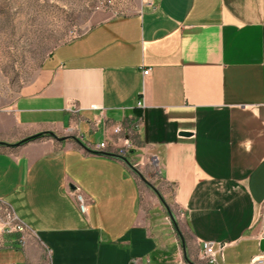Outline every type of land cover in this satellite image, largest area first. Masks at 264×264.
<instances>
[{"label":"crops","instance_id":"1","mask_svg":"<svg viewBox=\"0 0 264 264\" xmlns=\"http://www.w3.org/2000/svg\"><path fill=\"white\" fill-rule=\"evenodd\" d=\"M124 119L140 168L93 149L120 144ZM1 142L0 199L28 237L8 236L0 264H202L204 241L225 244L218 264H250L264 255V0H143L98 22L0 112Z\"/></svg>","mask_w":264,"mask_h":264},{"label":"rangeland","instance_id":"2","mask_svg":"<svg viewBox=\"0 0 264 264\" xmlns=\"http://www.w3.org/2000/svg\"><path fill=\"white\" fill-rule=\"evenodd\" d=\"M142 1L113 0L112 5L102 6L101 0H0V112L33 82L56 46L106 18L135 11ZM133 140L135 143V136ZM129 159L140 168L137 156ZM148 165L154 173L153 158Z\"/></svg>","mask_w":264,"mask_h":264},{"label":"built area","instance_id":"3","mask_svg":"<svg viewBox=\"0 0 264 264\" xmlns=\"http://www.w3.org/2000/svg\"><path fill=\"white\" fill-rule=\"evenodd\" d=\"M102 6H110L113 4V0H101ZM150 73V69L144 71L145 75ZM141 104V103H139ZM135 125L132 123L126 124L123 122L115 123L111 126L112 133L119 137L118 141L109 139L103 140L96 144L93 149L96 152L105 151L107 153H113L118 157L129 159L132 154V150L135 148V143L133 140ZM108 134V129L106 130V136ZM153 162L157 165V160L153 158ZM71 194L82 213L87 212L89 199L85 193L79 188L74 187L71 190ZM16 235V241L24 246L28 237L27 225L19 218L14 209L5 201L0 199V249L4 248L8 242V236ZM222 244L220 247L216 248L215 243L212 241L203 242V254L202 258L204 262L202 264H218L217 255L222 253L224 249ZM16 264V263H10ZM131 264H149V261H142L141 259L135 258L131 261ZM250 264H264V255L262 253L257 254L253 257Z\"/></svg>","mask_w":264,"mask_h":264},{"label":"trees","instance_id":"4","mask_svg":"<svg viewBox=\"0 0 264 264\" xmlns=\"http://www.w3.org/2000/svg\"><path fill=\"white\" fill-rule=\"evenodd\" d=\"M123 123L130 124L131 121H130L129 119H124V120H123ZM133 131H134V136L136 137V139H138V135H139V134L136 132L135 129H133ZM43 136H45V133L35 134V135L29 136V137H27V138H25V139L19 141L18 143L14 144V145H22V144H24V143H26V142H29V141L35 140L36 137L41 138V137H43ZM137 142H138L139 145L142 144L140 140H137ZM156 191H157V190H156ZM157 193L160 195V192H159V191H157Z\"/></svg>","mask_w":264,"mask_h":264},{"label":"water","instance_id":"5","mask_svg":"<svg viewBox=\"0 0 264 264\" xmlns=\"http://www.w3.org/2000/svg\"><path fill=\"white\" fill-rule=\"evenodd\" d=\"M51 136H53V137H56V135L55 134H53V133H49ZM56 138H58V137H56ZM36 139H38V137H36L35 138V140ZM65 138H58V140H64ZM33 141V140H32ZM1 143H3V144H6V145H11V146H14V145H12V144H7V143H4V142H1ZM106 154V153H105ZM139 175H140V178L143 180V181H146V178L141 174V173H139Z\"/></svg>","mask_w":264,"mask_h":264}]
</instances>
